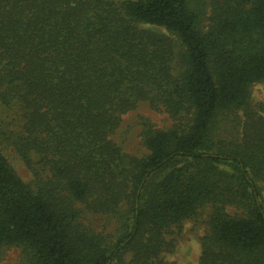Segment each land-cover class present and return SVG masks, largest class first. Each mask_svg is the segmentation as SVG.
<instances>
[{"label":"trees","instance_id":"obj_1","mask_svg":"<svg viewBox=\"0 0 264 264\" xmlns=\"http://www.w3.org/2000/svg\"><path fill=\"white\" fill-rule=\"evenodd\" d=\"M260 83L264 0H0V262L162 264L203 218L197 264H264ZM140 104L171 124L137 157L111 136Z\"/></svg>","mask_w":264,"mask_h":264},{"label":"rangeland","instance_id":"obj_2","mask_svg":"<svg viewBox=\"0 0 264 264\" xmlns=\"http://www.w3.org/2000/svg\"><path fill=\"white\" fill-rule=\"evenodd\" d=\"M250 103L258 113L264 117V83L256 84L251 89ZM16 119L13 112H8L0 108V128L10 138L14 123L11 120ZM148 122L156 129H166L170 126L171 121L161 112H156L149 108L147 104H140L135 110L125 114L120 125L111 136L112 141L118 145L122 152L132 156L141 157L146 154V150L141 144V130L143 123ZM6 154L12 165L14 166L19 177L24 181H29L31 176L19 160L14 155L12 149L8 148ZM206 214V213H205ZM205 216V215H203ZM203 218L196 222L187 221L182 224L180 230H174L169 236L176 242L173 253L165 254L162 258V264H197L201 254L200 239L204 234L205 225ZM93 231L108 235H114L118 222L116 219L104 215H88L85 221ZM19 251L10 249L5 252L0 264H17Z\"/></svg>","mask_w":264,"mask_h":264}]
</instances>
